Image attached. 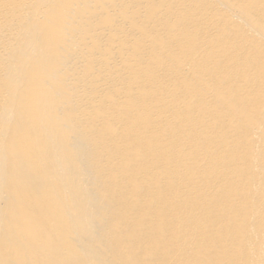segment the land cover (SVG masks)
<instances>
[{"label":"bare ground","instance_id":"6f19581e","mask_svg":"<svg viewBox=\"0 0 264 264\" xmlns=\"http://www.w3.org/2000/svg\"><path fill=\"white\" fill-rule=\"evenodd\" d=\"M0 264H264V0H0Z\"/></svg>","mask_w":264,"mask_h":264}]
</instances>
